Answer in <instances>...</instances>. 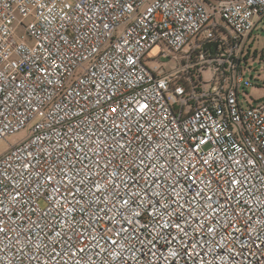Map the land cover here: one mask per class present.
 <instances>
[{"label":"built area","instance_id":"obj_1","mask_svg":"<svg viewBox=\"0 0 264 264\" xmlns=\"http://www.w3.org/2000/svg\"><path fill=\"white\" fill-rule=\"evenodd\" d=\"M263 16L0 0V141L27 129L0 154V264H264V98L241 96Z\"/></svg>","mask_w":264,"mask_h":264},{"label":"rangeland","instance_id":"obj_2","mask_svg":"<svg viewBox=\"0 0 264 264\" xmlns=\"http://www.w3.org/2000/svg\"><path fill=\"white\" fill-rule=\"evenodd\" d=\"M176 64V63H174ZM241 66L243 73L252 83V86L243 89L245 102L255 104L264 98V16L246 38V49L242 56ZM211 80L213 78L211 77ZM215 84H220V79L214 78ZM27 135V129L9 134L0 141V154L9 144L15 143Z\"/></svg>","mask_w":264,"mask_h":264},{"label":"trees","instance_id":"obj_3","mask_svg":"<svg viewBox=\"0 0 264 264\" xmlns=\"http://www.w3.org/2000/svg\"><path fill=\"white\" fill-rule=\"evenodd\" d=\"M245 49H246V46H245ZM245 49H244V51H245ZM244 51H242V56H243Z\"/></svg>","mask_w":264,"mask_h":264}]
</instances>
